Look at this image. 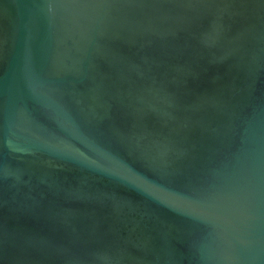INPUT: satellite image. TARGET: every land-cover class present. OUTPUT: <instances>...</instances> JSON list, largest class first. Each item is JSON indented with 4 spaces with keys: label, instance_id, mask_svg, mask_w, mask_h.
I'll use <instances>...</instances> for the list:
<instances>
[{
    "label": "water",
    "instance_id": "water-1",
    "mask_svg": "<svg viewBox=\"0 0 264 264\" xmlns=\"http://www.w3.org/2000/svg\"><path fill=\"white\" fill-rule=\"evenodd\" d=\"M0 264H264V0H0Z\"/></svg>",
    "mask_w": 264,
    "mask_h": 264
}]
</instances>
